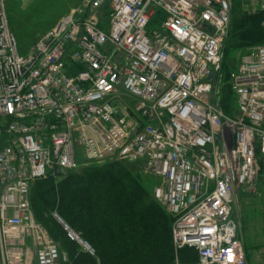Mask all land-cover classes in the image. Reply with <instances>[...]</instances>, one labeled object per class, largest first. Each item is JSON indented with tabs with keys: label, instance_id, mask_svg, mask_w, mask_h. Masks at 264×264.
Returning a JSON list of instances; mask_svg holds the SVG:
<instances>
[{
	"label": "built area",
	"instance_id": "obj_1",
	"mask_svg": "<svg viewBox=\"0 0 264 264\" xmlns=\"http://www.w3.org/2000/svg\"><path fill=\"white\" fill-rule=\"evenodd\" d=\"M264 14V0H242ZM232 0H83L21 54L0 0V264H62L31 192L108 158L160 179L176 251L247 264L235 217L264 164V44L248 47L221 104ZM264 25V21H263ZM68 236L90 246L56 212ZM176 264H180L178 261Z\"/></svg>",
	"mask_w": 264,
	"mask_h": 264
},
{
	"label": "trees",
	"instance_id": "obj_2",
	"mask_svg": "<svg viewBox=\"0 0 264 264\" xmlns=\"http://www.w3.org/2000/svg\"><path fill=\"white\" fill-rule=\"evenodd\" d=\"M263 21L264 14L243 13L234 18L230 38L240 46L264 44ZM229 77L225 73L221 104L232 114ZM32 191L38 220L56 241L62 239V249L71 257L62 264H176L172 217L149 198V190L124 162L89 165L57 183L51 177L39 179ZM54 210L91 244L95 255L68 236L50 214ZM180 256L188 264L199 260L193 248L179 250Z\"/></svg>",
	"mask_w": 264,
	"mask_h": 264
},
{
	"label": "rangeland",
	"instance_id": "obj_3",
	"mask_svg": "<svg viewBox=\"0 0 264 264\" xmlns=\"http://www.w3.org/2000/svg\"><path fill=\"white\" fill-rule=\"evenodd\" d=\"M83 0H6L7 4V13L9 16L10 27L12 32L14 33L15 37L18 41L19 51L21 54H27L30 49L33 47L35 42L45 33L50 31L55 24L65 16L71 9L75 8L77 5L82 3ZM239 3V4H238ZM238 4V5H237ZM235 6H237L235 8ZM232 21L230 24V31L228 34L227 39L224 42V54L225 59L222 67V71L225 73L233 72L240 61V58L244 51L252 45H245L240 46L238 45V41H234L231 39L232 28L234 26V18H241L243 12V2L242 0H232ZM232 104V102H231ZM233 106V105H232ZM234 112V110H233ZM119 160H115L114 158H108L98 163H93L90 165H102L107 164L109 162H116ZM124 162L125 166L132 171L135 175H137L141 182L146 186L150 193V199L155 201L161 208H163L167 214L171 217L172 215L167 211V209L155 198L154 190L155 187L160 183V179L155 177L152 173L147 171L144 166L127 161H120ZM89 166V165H88ZM82 169V168H81ZM80 171V170H77ZM75 171V172H77ZM262 176L259 178V189L256 193H249L250 196L253 195V199L258 196V191L260 189L264 192V164L262 169ZM66 176H62L60 178H53L52 179L57 183L61 181ZM33 195V191H32ZM241 195H237L236 197V205H235V217L239 222V233L242 243L246 252L254 249L255 240L257 239L255 236L259 232H257L256 228L264 229V208L260 210L257 208L256 202L251 201L249 205H245V202L240 198ZM33 204V199L31 200ZM260 204V203H259ZM258 204V205H259ZM35 205V204H34ZM35 221L45 230L47 233V239L44 237L41 238V241L38 243L37 246H34L32 238L29 240V245L32 251V258L35 261L36 259V252L37 250L42 247L43 245L48 244L49 242L58 245L62 251V242L61 240L56 241L51 235L48 233L47 228L43 225L41 221L38 220L36 216V211L34 210V206L32 205ZM56 211H52L50 214L54 217ZM59 215V214H58ZM55 218V217H54ZM57 220V218H55ZM173 220V217H172ZM263 221L257 222V221ZM59 222V220H57ZM64 221V220H63ZM65 222V221H64ZM258 224V226L256 225ZM77 234H79L77 232ZM84 241L90 246V249L93 250L92 255H95L94 248L91 244L84 239ZM82 246V245H81ZM82 249L86 250V247L82 246ZM176 251V249H175ZM66 253V252H65ZM69 256V257H68ZM67 260L63 262H70L71 257L68 254ZM185 255H183L184 257ZM187 256V255H186ZM181 256L178 257V252L175 253V262H179L180 264H188L184 262ZM195 264V263H192Z\"/></svg>",
	"mask_w": 264,
	"mask_h": 264
},
{
	"label": "crops",
	"instance_id": "obj_4",
	"mask_svg": "<svg viewBox=\"0 0 264 264\" xmlns=\"http://www.w3.org/2000/svg\"><path fill=\"white\" fill-rule=\"evenodd\" d=\"M79 5H77V6H79ZM258 189H259V187H258ZM239 195H241L240 198H243L242 200L245 202V205H249V203L251 201L255 200L257 208H259L260 210H262L264 208V192L261 189H260V192L258 191V196L255 199H253L254 198L253 195L250 196V194L247 192H240ZM251 204H252V202H251ZM263 221L258 220L257 222L263 223ZM256 225L258 226V224H256ZM256 229H257L256 231L259 233L256 234V236H255L257 239L255 240L254 249H253V251L250 250L249 252L248 251L246 252L247 264H264V229H260L258 227Z\"/></svg>",
	"mask_w": 264,
	"mask_h": 264
}]
</instances>
